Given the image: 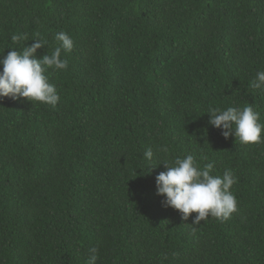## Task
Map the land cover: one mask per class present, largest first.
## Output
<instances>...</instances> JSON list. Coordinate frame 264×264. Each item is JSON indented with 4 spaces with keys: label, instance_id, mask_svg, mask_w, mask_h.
<instances>
[{
    "label": "trees",
    "instance_id": "1",
    "mask_svg": "<svg viewBox=\"0 0 264 264\" xmlns=\"http://www.w3.org/2000/svg\"><path fill=\"white\" fill-rule=\"evenodd\" d=\"M60 31L59 102L0 99V264H87L92 246L97 264H264V142L207 114L249 104L264 124V0H0V56L35 33L50 54ZM186 155L233 172L227 220L162 205L161 162Z\"/></svg>",
    "mask_w": 264,
    "mask_h": 264
},
{
    "label": "clouds",
    "instance_id": "2",
    "mask_svg": "<svg viewBox=\"0 0 264 264\" xmlns=\"http://www.w3.org/2000/svg\"><path fill=\"white\" fill-rule=\"evenodd\" d=\"M35 37L31 39V45H26L19 51L11 48L7 55L0 56V99L26 98L32 103L35 101L55 106L60 96L56 85L49 83L45 72L53 68L67 69L68 61L61 58V51L70 52L73 39L64 31L56 33L54 39L58 45L54 46L50 54L38 57L37 50L44 47L47 41L40 38L39 33H35ZM11 40L29 41L24 33L13 34ZM249 87L264 89V71H257L249 82ZM207 114L209 125L219 129L225 139L234 136L241 144L264 142V137L261 136L264 124L260 122V114L254 111L252 105L228 106L225 109L210 107ZM167 151L164 146L157 149V152L165 154ZM153 157L154 150L148 147L143 158L151 161ZM161 163L165 170L155 176L156 195L164 198L163 206L178 210L184 220L190 214L196 213L191 225H198L209 216L221 221L227 220L237 211L236 198L230 191L236 182L231 169H225L222 176L214 175L213 162L200 168L193 155L177 157L170 163L166 160ZM98 259V246L90 247L87 264H97Z\"/></svg>",
    "mask_w": 264,
    "mask_h": 264
}]
</instances>
